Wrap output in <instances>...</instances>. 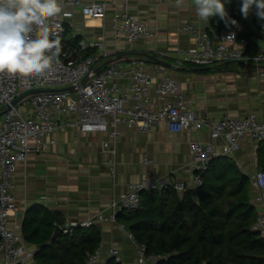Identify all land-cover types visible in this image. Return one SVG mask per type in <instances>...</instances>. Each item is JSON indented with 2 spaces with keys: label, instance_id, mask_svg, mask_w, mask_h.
Returning a JSON list of instances; mask_svg holds the SVG:
<instances>
[{
  "label": "crops",
  "instance_id": "crops-1",
  "mask_svg": "<svg viewBox=\"0 0 264 264\" xmlns=\"http://www.w3.org/2000/svg\"><path fill=\"white\" fill-rule=\"evenodd\" d=\"M97 1L107 3L105 18L84 17L80 6L64 15L67 36L73 35L80 41L105 39V51L97 47L79 50L78 45L67 46L80 57H98L97 70L114 61L121 60L127 65L131 58L142 57L153 71L155 82L163 74L177 79L180 91L191 99L192 108L200 116L220 119L225 115L237 117L255 111L264 117V75L258 74L255 64L225 61L199 65L188 59V52L197 45L193 32L183 29L188 21L208 30L216 41L233 32L249 33L251 45L247 51L251 54L264 48V38L241 11L237 12V18L232 14L241 9L238 0H233L226 11L227 24L218 15L202 21L196 14L194 0H184L181 7L163 0ZM126 9L145 19L148 26V34L132 48L123 35H116L114 31L115 20ZM254 9H250L248 15L260 25ZM231 20L237 23L233 25ZM129 81V78L121 79L122 90ZM153 99L157 97L154 95ZM77 119L76 113L55 117L57 128L46 138L44 149L30 151L27 159L16 165L15 195L20 218L13 219L12 226L22 230L26 210L36 203L59 211L65 221L63 227L72 220L91 218L101 227L104 257L110 259L107 249L116 247L120 250L122 264H139L136 242L129 237V230L120 229L119 221L99 220L98 214L104 211L108 215L112 200L129 192L131 183L146 177L148 171L155 177L188 182L191 175L185 166L191 160L190 142L207 140L208 131L204 128L175 132L162 122L148 132L122 126L120 138L113 140L108 131H82L75 124ZM106 140L111 141L115 152L105 150ZM146 155L157 165L145 163ZM231 156L252 177L259 166L258 143L244 141L241 149ZM108 159L113 160L115 173L111 172ZM253 201L258 211L262 210V204L256 201L255 189ZM29 248L37 250L36 245L29 244ZM2 260L0 254V263ZM28 263L34 264V258H29Z\"/></svg>",
  "mask_w": 264,
  "mask_h": 264
},
{
  "label": "built area",
  "instance_id": "built-area-1",
  "mask_svg": "<svg viewBox=\"0 0 264 264\" xmlns=\"http://www.w3.org/2000/svg\"><path fill=\"white\" fill-rule=\"evenodd\" d=\"M173 1L176 0H163ZM62 13L49 17L46 24L50 32L61 38L62 52L54 58L49 70L37 75L0 73V264L28 263L35 250L29 248L21 229L12 226V220L20 218V207L15 195L16 165L25 161L32 150L42 151L46 138L57 128L55 117L78 114L75 124L82 131H108L113 140H118L122 126L148 132L162 122H166L171 131L201 130L206 128L207 140H192L189 145L190 162L185 166L191 175L188 182L173 181L165 177H155L151 171L141 180L131 183L129 192L120 198H114L110 204L111 212L98 214L99 220L117 222V214L122 210L137 209L141 204V193L173 185L180 192L199 187L203 183L202 173L209 167L212 159L219 155H232L240 150L244 141L259 143L264 140V117L250 111L243 116L225 115L220 119L200 116L191 105V99L180 91L177 79L171 74H163L159 81H154L153 71L142 57H133L126 65L121 60L97 70L98 57H80L76 51L67 48L65 37L67 26L64 15L70 9L81 7L84 17L105 18L107 3L104 1L59 0ZM186 31L193 32L197 45L188 53V59L199 65H210L225 61H244L257 66L259 75H264V48L257 53H248L249 40L246 36L235 34L234 40H226L229 33L216 41L206 29L198 28L193 22H186ZM116 35H123L128 47L132 48L148 34L147 21L127 9L114 22ZM97 47L106 50L105 39L94 38L81 40L79 50ZM54 51V50H53ZM163 68V67H161ZM129 78L128 86L122 90L121 79ZM85 80L84 83L82 81ZM71 89L42 91L25 96L17 104L12 101L18 96L36 88ZM157 100L153 99V96ZM7 105H10L7 108ZM107 151L111 141H104ZM147 164L157 165L148 155ZM107 163L115 173L112 159ZM252 184L256 191V201L262 204L253 229L264 237V168L258 166L253 174ZM95 221L91 218L72 220L63 231H70L75 226L88 227ZM120 229H128L119 223ZM129 230V229H128ZM129 237L136 242L137 262L139 264H158L166 258L164 254H149L147 245L136 241L129 230ZM109 257L120 261V250L116 247L107 249ZM86 264H108L104 257V245L94 252H88Z\"/></svg>",
  "mask_w": 264,
  "mask_h": 264
},
{
  "label": "trees",
  "instance_id": "trees-1",
  "mask_svg": "<svg viewBox=\"0 0 264 264\" xmlns=\"http://www.w3.org/2000/svg\"><path fill=\"white\" fill-rule=\"evenodd\" d=\"M237 12H232L236 18ZM239 35L248 38V50L249 33ZM65 38L79 45L80 39L67 36V30ZM258 159L264 168V140L258 143ZM202 177L196 194L173 185L143 191L140 206L119 211L117 220L137 242L147 245L149 254L166 255L158 264H264V237L253 229L259 211L251 176L231 155H219ZM64 223L59 211L39 203L26 210L22 233L37 246L34 264H86L87 253L101 245L102 230L96 223L75 226L53 238L56 226ZM108 264L122 262L111 257Z\"/></svg>",
  "mask_w": 264,
  "mask_h": 264
},
{
  "label": "clouds",
  "instance_id": "clouds-1",
  "mask_svg": "<svg viewBox=\"0 0 264 264\" xmlns=\"http://www.w3.org/2000/svg\"><path fill=\"white\" fill-rule=\"evenodd\" d=\"M183 3L176 0L177 7ZM253 5L264 20V0H242V15L247 18ZM194 6L202 21L218 15L229 23L224 0H194ZM61 10L59 0H0V73L27 77L52 67L53 59L61 55L62 43L59 35L50 32L46 20ZM234 38L233 33L226 40Z\"/></svg>",
  "mask_w": 264,
  "mask_h": 264
},
{
  "label": "water",
  "instance_id": "water-1",
  "mask_svg": "<svg viewBox=\"0 0 264 264\" xmlns=\"http://www.w3.org/2000/svg\"><path fill=\"white\" fill-rule=\"evenodd\" d=\"M98 70H99V69H98ZM85 80H86V79H84V80L82 81V83H84ZM71 88H72V87H65V88H36V89H32V90H30V91H28V92H26V93H24V94L18 96L17 98H15V99L12 101V104H13V105H14V104H17L19 101H21L25 96H27V95H29V94H33V93H37V92H42V91H48V90H50V91H54V90H63V89H71ZM9 107H10V105H7V108H9ZM190 190H191V192H192L193 194H196V192H197V187L193 186V187H191ZM62 231H63V226L58 224V225L56 226L55 232H54V234H53V238H56L57 236H59V234H60Z\"/></svg>",
  "mask_w": 264,
  "mask_h": 264
},
{
  "label": "rangeland",
  "instance_id": "rangeland-1",
  "mask_svg": "<svg viewBox=\"0 0 264 264\" xmlns=\"http://www.w3.org/2000/svg\"><path fill=\"white\" fill-rule=\"evenodd\" d=\"M233 0H226L224 1L225 2V9L226 11L229 10V6H231V3H232ZM238 7L242 5V0H238ZM240 3V4H239ZM254 5L252 6L251 9H254ZM254 12L256 13V9H254ZM249 23L251 24L252 28L256 31V32H259L261 34V36L264 38V20L260 19L258 16H257V19L260 20L261 24L263 26V28L260 27L259 25V21L256 20L253 16L251 15H248L247 18H246ZM216 64V63H215ZM3 116L1 115L0 116V120Z\"/></svg>",
  "mask_w": 264,
  "mask_h": 264
}]
</instances>
